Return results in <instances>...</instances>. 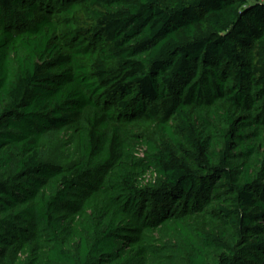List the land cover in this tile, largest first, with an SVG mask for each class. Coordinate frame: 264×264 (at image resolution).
I'll return each instance as SVG.
<instances>
[{
	"label": "trees",
	"instance_id": "obj_1",
	"mask_svg": "<svg viewBox=\"0 0 264 264\" xmlns=\"http://www.w3.org/2000/svg\"><path fill=\"white\" fill-rule=\"evenodd\" d=\"M0 264H264V0H0Z\"/></svg>",
	"mask_w": 264,
	"mask_h": 264
}]
</instances>
